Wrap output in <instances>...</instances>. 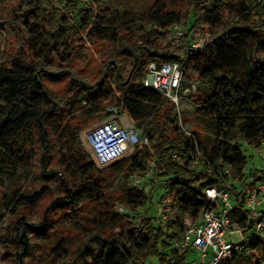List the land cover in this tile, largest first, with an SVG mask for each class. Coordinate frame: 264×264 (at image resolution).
<instances>
[{"label": "trees", "instance_id": "obj_1", "mask_svg": "<svg viewBox=\"0 0 264 264\" xmlns=\"http://www.w3.org/2000/svg\"><path fill=\"white\" fill-rule=\"evenodd\" d=\"M14 1L11 7L9 0H0V193L9 179L20 247L6 249L15 264H184L186 252L176 255L171 242L180 237L187 214L196 217L210 205L205 189H220L229 181L230 195L242 207L247 190L261 174L251 171L248 179L241 144L258 148L264 140V1L151 0L147 7H127L118 0ZM230 13L234 19L229 21ZM181 23L185 41L173 44L167 33ZM8 28L21 37L15 52L7 48L8 39H2ZM196 32L205 40L201 52L187 57L185 77L191 68L196 80L209 88L206 94L196 90L188 97L198 116L210 122L214 137L191 132L205 159L202 168L192 170L195 145L178 126L177 113H170L173 104L145 88L142 80L151 62H183ZM86 38L103 48L104 68L115 72L114 89H93L71 69L77 46ZM66 76L82 87L62 102L47 83ZM108 101L148 140L127 160L117 162L124 179L133 174L147 180L154 173L165 177L174 220L161 221L159 214L157 226L150 217L134 220L148 200L144 188L127 186L118 195L106 191L105 171L111 166L99 168L80 141V128L72 123L85 105L100 107ZM52 136L63 151L59 164L52 161ZM40 148L42 172L57 164L49 173L58 175L61 194L49 200L38 222L28 224L30 211L51 196L47 186L30 194L16 186L19 169L31 167ZM175 153L184 164L172 159ZM151 163V175L145 177ZM226 165L232 170L230 178L222 174ZM205 166L212 172H205ZM72 230L80 240L74 250L66 242ZM29 231L49 237L36 255ZM262 244L255 239L244 245L243 253L259 261Z\"/></svg>", "mask_w": 264, "mask_h": 264}, {"label": "built area", "instance_id": "obj_2", "mask_svg": "<svg viewBox=\"0 0 264 264\" xmlns=\"http://www.w3.org/2000/svg\"><path fill=\"white\" fill-rule=\"evenodd\" d=\"M62 3L67 0H60ZM259 4L264 0H253ZM185 37L184 28L181 24L172 26L167 33V40L173 44L179 43ZM191 37V36H190ZM205 35L196 32L190 39L186 59L183 62H151L147 66V72L142 80L145 88L153 89L161 95L162 99L178 106L182 97H188L197 90V81H187V57L199 53L202 50ZM107 121L93 127L82 138L87 149L92 154L99 167L108 166L127 154H131L138 145H147L148 140L142 136V129L135 127L131 122L121 124L117 121L118 110L109 107L106 110ZM180 122V112L177 111ZM182 131L195 145L190 154L189 167L198 170L203 167L204 157L196 146L193 134L182 128ZM261 161L264 162V140L255 148ZM172 159L178 164H184L180 154H173ZM151 167L145 173L149 177ZM205 172L211 173L210 166L204 167ZM247 190L243 199V206L238 207L229 191V181H225L223 188L208 187L205 195L210 205L202 210L196 217L187 216L183 220V230L179 238L173 240L171 248L176 255L195 250L200 254L198 264H228L233 256L243 253L244 245L255 239H264V170ZM222 174L230 178L232 170L230 166L222 168ZM131 186L143 188L140 177L136 174L130 176ZM120 212L124 208L118 209ZM159 218L161 221L174 220L172 197L167 191L159 203ZM244 222L240 226L239 222ZM173 264V261H171Z\"/></svg>", "mask_w": 264, "mask_h": 264}, {"label": "rangeland", "instance_id": "obj_3", "mask_svg": "<svg viewBox=\"0 0 264 264\" xmlns=\"http://www.w3.org/2000/svg\"><path fill=\"white\" fill-rule=\"evenodd\" d=\"M118 1L122 5L127 7H147L151 3V0ZM246 1H248V3H250L251 5L254 4L253 0ZM9 5L11 7H14L16 5V2L14 0H9ZM233 19L234 15L230 13L228 15V20L230 21ZM181 25L184 28V24L181 23ZM192 36L193 35H191V37ZM4 38L8 39L9 44L7 48L10 51L15 52L19 43L21 42V37L15 30H13V28H8L2 35V39ZM184 39L175 44L182 45L185 41ZM0 48H3V45H0ZM77 52L78 56L74 59L71 65V69L75 70L76 72H74L77 73V75L81 77L82 80L86 81L89 86L93 87V89H95V85L97 87L108 85L111 89L115 88L114 69L104 68V50L99 42L91 43L86 38L80 45L77 46ZM187 73V81H197L198 83L197 94H206L209 88V84L201 80H196V73L191 68L188 69ZM101 80L103 81L102 83ZM47 84L51 91L54 94L58 95L62 102L66 101L69 95L76 88L82 87L78 82H76V80H72L69 76H66L58 81H53L52 83L49 82ZM109 107H112V105L109 104L108 101L106 104L100 105V107H91L89 105H85L84 108L78 111L79 116L77 119H74L72 124L80 128L78 135L85 149H87V146L81 135L86 133L93 127L107 121L105 113L107 108ZM177 111L180 112L179 117L182 125L181 130L183 128L190 132L197 131L200 134L205 135L211 139L214 137L210 122L205 117L198 116L196 106L194 105L193 101L189 99V97H182L179 101V105L177 107L172 106L170 109L171 114H175ZM117 121L119 120L117 119ZM52 131L53 130L50 129V132ZM51 144L53 158L52 161L59 164V158L61 157L63 151L58 149V145L54 136H52L51 138ZM241 149L244 155L247 157V163L244 172L250 180V172H256V170H264V162L261 161L255 150V147L243 143L241 144ZM42 152L43 151L40 148V155L35 161H33L31 167L27 169H19L21 176L19 179V183L16 186L20 187L22 191H28L25 193L30 194L32 193L31 191H36L44 186H47L51 195L43 201L39 208L30 211L27 218L28 224L38 222L41 219L42 212L47 206L49 200L58 197L61 194V181L59 180L58 175L49 173L50 170H55L57 164L52 167H47L45 169V172H42ZM129 155L130 153L127 154L124 158L108 165L111 167H109L105 171V188L107 192L118 195L124 188H126L127 186H131V179H124V171L123 169H121V164H117V162L119 161L127 160ZM105 167L107 166L99 168ZM44 174H49V176H46ZM163 180H165V177H162L158 173H154L150 177V179L148 178V180L145 178H140L141 186L145 189L148 195V200L146 205L143 208H140L139 211L135 214L134 220H138L144 217H150L154 220V224L156 226L160 224V222L157 221L159 214L158 202L161 196L165 193V189L169 188V185L165 184ZM13 187L14 185L10 182L9 179H7L5 182V192L0 193V264H15L12 254L9 253L6 248L17 250L20 247L14 223L15 215L11 213V209L13 207V199H11L13 192H11V190ZM120 207L121 206H119L118 209ZM96 210L93 211V213L96 212ZM23 213H27V211H24ZM27 235L28 238H31V241L34 244L32 255L40 253L48 245L49 237L44 236L42 233L29 231ZM66 242L72 250L76 249L80 245V240L77 237L76 232H74L73 230L67 234ZM262 242H264V239H262ZM199 257L200 254L197 251L190 250L184 254V264H198ZM234 264H264V244H262L261 250L259 252V261L254 260L253 255L246 252L237 257Z\"/></svg>", "mask_w": 264, "mask_h": 264}, {"label": "crops", "instance_id": "obj_4", "mask_svg": "<svg viewBox=\"0 0 264 264\" xmlns=\"http://www.w3.org/2000/svg\"><path fill=\"white\" fill-rule=\"evenodd\" d=\"M117 119L121 124H127L128 122H130L128 116L124 112H119Z\"/></svg>", "mask_w": 264, "mask_h": 264}]
</instances>
